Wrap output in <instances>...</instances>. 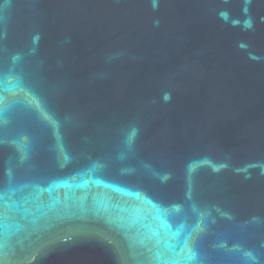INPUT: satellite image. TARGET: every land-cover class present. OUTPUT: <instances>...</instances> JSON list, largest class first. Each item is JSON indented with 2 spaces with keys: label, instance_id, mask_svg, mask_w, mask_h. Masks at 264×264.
Here are the masks:
<instances>
[{
  "label": "water",
  "instance_id": "water-1",
  "mask_svg": "<svg viewBox=\"0 0 264 264\" xmlns=\"http://www.w3.org/2000/svg\"><path fill=\"white\" fill-rule=\"evenodd\" d=\"M0 264H264V0H0Z\"/></svg>",
  "mask_w": 264,
  "mask_h": 264
}]
</instances>
